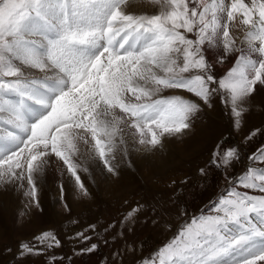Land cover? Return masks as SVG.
<instances>
[{
    "label": "snow or ice",
    "instance_id": "6c2138e0",
    "mask_svg": "<svg viewBox=\"0 0 264 264\" xmlns=\"http://www.w3.org/2000/svg\"><path fill=\"white\" fill-rule=\"evenodd\" d=\"M151 2L157 14L128 11L129 0H0V186L26 188L39 207L36 175L59 161L89 197L75 159L82 147L102 175H118L122 163L134 165L133 154L186 136L216 96L241 126L264 86V0ZM237 26L239 46L230 32ZM229 57L232 66L216 76ZM172 89L197 99L160 95ZM241 155L239 146L217 143L207 163L219 169ZM248 161L235 180L228 177L212 214L189 217L141 264H264V148ZM59 246L54 232L42 231L21 242L17 256L22 264Z\"/></svg>",
    "mask_w": 264,
    "mask_h": 264
},
{
    "label": "rangeland",
    "instance_id": "374dc122",
    "mask_svg": "<svg viewBox=\"0 0 264 264\" xmlns=\"http://www.w3.org/2000/svg\"><path fill=\"white\" fill-rule=\"evenodd\" d=\"M154 5L149 15L160 11V6ZM237 28H230V32L237 37L239 46L241 41L237 34L243 26ZM188 35L192 38L191 34ZM232 59L229 57L216 65L215 75L219 77L226 73L232 66ZM257 87L259 90L251 98L249 111L242 117L241 126H234L235 118L221 98L216 96L211 101V107L204 106L196 114L186 136L166 139L162 152L133 154L134 165L129 167L122 163L118 175L106 172L100 175L99 169L92 174L85 160L87 155L84 158L77 156L80 159L76 160L80 165L78 173L91 193L89 197L80 194L74 180L62 169L59 161L56 164L59 165L58 171L47 167L41 171L40 178H36L39 207L24 194L26 188L0 186L2 193L11 190L12 199L15 197L19 204L18 211L11 216L7 204L0 201L4 207L0 208V264H20L17 246L30 241L42 231L54 232L61 246L48 249L41 255L26 257L22 264H141L142 259L162 247L169 235L179 230L189 217L199 218L201 214L195 215L197 209L239 170L243 153L230 166L221 164L220 170L208 166L207 162L217 143L228 147L232 146L234 139H241L242 146L248 149L246 153L250 154L264 144V86ZM160 95L197 99L180 89L165 90ZM5 130L1 127L0 132ZM253 132L254 135H250ZM200 168H204L205 172L201 173ZM162 182L168 184V189L159 192L154 185ZM21 190L24 191L19 195ZM137 205H140L137 214L121 223L127 212ZM210 207L202 213L212 214ZM91 225H95V230ZM77 232H83L92 239L85 242L76 236ZM93 242L98 245L94 252L79 251ZM53 256L55 262L51 259Z\"/></svg>",
    "mask_w": 264,
    "mask_h": 264
},
{
    "label": "bare ground",
    "instance_id": "6f19581e",
    "mask_svg": "<svg viewBox=\"0 0 264 264\" xmlns=\"http://www.w3.org/2000/svg\"><path fill=\"white\" fill-rule=\"evenodd\" d=\"M246 2H249V1H246ZM155 5L154 4H152L151 3V1L150 0H129V4L128 5H126L125 6V8H126V10H128V11H132V12H135V13H137V14H148L149 15V13H150V10H151V8H153ZM154 10V9H153ZM153 10H151V11H153ZM238 28H239V26H237ZM236 27V28H237ZM238 28H237V30H238ZM241 28V27H240ZM237 33H238V31H237ZM236 33V34H237ZM237 35H239V41H242V38H243V35H244V33H243V30L241 29V30H239V33L237 34ZM218 65V64H217ZM217 69L219 70V68L217 67ZM39 74V73H38ZM42 75V74H41ZM260 98V97H259ZM263 98V97H262ZM264 99V98H263ZM204 140V139H203ZM163 151V149L161 150V151H158V152H162ZM83 152V151H82ZM85 154H80V158H84V157H86V156H84ZM135 155V154H134ZM180 155H181V153H180ZM79 157H75V159L77 160ZM89 159V157L87 156V159H85L86 160V163H87V166H88V169L90 170V172L92 173V174H96V172H97V167L94 165V164H92L91 162H90V160H88ZM80 159H78V161H79ZM82 162V161H81ZM83 163V162H82ZM142 165V164H141ZM59 166V165H58ZM57 165L56 166H52V167H50L51 168V170L53 171V169L54 170H56V171H58V169H59V167H58ZM62 171V170H61ZM56 173V172H55ZM54 174V173H53ZM57 174V173H56ZM56 174H54V175H56ZM100 175H101V173H100ZM39 176H41V172L40 173H37V175H36V178H38ZM66 176V175H65ZM97 176V175H96ZM112 177V176H111ZM40 178V177H39ZM41 178H43V177H41ZM60 178H62V177H60ZM67 179L69 180V177L67 176ZM71 179V178H70ZM108 179V178H107ZM111 180V179H110ZM176 180V179H175ZM54 181V180H53ZM166 181V180H165ZM172 182H173V180H172ZM68 183V182H67ZM110 184H112V183H110ZM110 184H108V185H110ZM48 185V184H47ZM70 185V184H69ZM174 186H175V184H173L172 185V189L174 188ZM10 187V186H9ZM8 187V188H9ZM154 187L155 188H157L158 190H159V192L161 191H166L167 189H168V184H166V183H163L162 182V184H159V183H157V184H155L154 185ZM1 188H3V187H1ZM6 189H7V187H6ZM3 191H5L4 190V188H3ZM22 191H24V190H21V191H19V195L22 193ZM11 195H12V192H11V190H9V189H7V191L6 192H4V193H2V192H0V201H2L4 204H7V208H9V210H10V212H11V216L12 215H14L17 211H18V208L17 207H19L18 205L19 204H17V202H16V199H15V197L12 199V197H11ZM21 197V196H20ZM19 198V197H18ZM117 197H115V199H116ZM128 198V197H127ZM126 198V199H127ZM20 199V198H19ZM132 201V200H131ZM118 204V203H117ZM3 205V204H2ZM1 204H0V208H1V206H2ZM23 205V204H22ZM3 207V206H2ZM117 207H119V206H117ZM116 207V208H117ZM4 208V207H3ZM120 208V207H119ZM2 210V209H1ZM8 212V211H7ZM118 212V211H117ZM117 212H113L112 214H116ZM9 214V213H8ZM63 242V241H62ZM62 253V252H61Z\"/></svg>",
    "mask_w": 264,
    "mask_h": 264
}]
</instances>
